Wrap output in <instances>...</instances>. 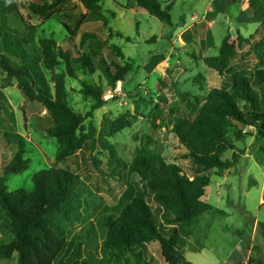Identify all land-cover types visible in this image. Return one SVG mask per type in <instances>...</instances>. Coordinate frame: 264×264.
Wrapping results in <instances>:
<instances>
[{"label": "trees", "instance_id": "1", "mask_svg": "<svg viewBox=\"0 0 264 264\" xmlns=\"http://www.w3.org/2000/svg\"><path fill=\"white\" fill-rule=\"evenodd\" d=\"M129 1L161 23L172 26L174 4ZM79 2L88 13L81 14L73 34L61 46L53 40H42L39 54L24 34L15 29L5 30L11 15H17L27 24L21 4L18 0H0V39L6 54L0 50V69L8 78L17 80L27 102L39 103L46 111L38 116L37 126L57 140V163L72 161L85 150L78 133L87 116L76 113L68 105L65 77L76 80L79 70L102 71L115 85L125 81L133 68L131 63L121 62L124 54L120 48L109 46L102 36L107 21L101 11V0ZM27 8L41 19L71 20L79 5L73 0H28ZM82 22L87 27L81 32V45L86 53L74 59L76 35ZM57 59L66 66V73L56 77L54 96L42 62L52 68L61 63ZM206 65L220 75L225 86L199 97L185 95L172 82L185 109H167L172 116V133L185 149L188 170L168 163L160 154L143 153L135 159L129 168L134 179L123 195L124 206L113 212L105 209L106 235L101 253L106 264H159L150 251L152 243L159 244L165 264H192L183 253L185 248L201 250V246L190 243L192 228L202 216L224 214L204 201L212 177L223 175L239 162V154L235 153L237 142L248 137L264 141V20L251 37L239 33L232 42L228 34L218 56L207 59ZM81 94L95 100L93 110L104 106L102 87L83 85ZM4 98L0 92V127L5 130L3 135L12 157L9 161L0 160V213L9 223L12 240L8 243L0 240V261L16 257L17 264H94L96 255L86 244L92 241L90 230L85 235H72L73 227L82 222L88 208L87 192L77 173L54 166L33 176V191L8 190L6 179L28 171L30 160L25 158L23 137L15 131L16 118L11 107L3 102ZM161 115L166 116V111H161ZM128 126V123L114 126L112 132L115 134ZM248 128L255 133L248 132ZM90 149L95 151L94 143ZM230 151L234 152L232 160H224L223 155ZM259 230L264 239V223H259ZM236 233L245 237L244 230ZM252 251L257 252L258 248ZM257 255L250 258L249 264H264V258Z\"/></svg>", "mask_w": 264, "mask_h": 264}, {"label": "rangeland", "instance_id": "2", "mask_svg": "<svg viewBox=\"0 0 264 264\" xmlns=\"http://www.w3.org/2000/svg\"><path fill=\"white\" fill-rule=\"evenodd\" d=\"M73 1L79 5V10L71 20H45L28 11V0H18L27 24L24 25L17 15H11L5 30L15 29L24 34L27 41L37 47L39 54L42 40H53L61 46L78 27L81 14L88 13L79 0ZM157 1L165 4L163 6L174 4L172 26L161 23L145 11L134 13L135 4L128 0H101V11L107 21V29L102 36L108 40L109 46L120 48L124 54L121 62H129L133 68L125 81L115 85L102 71L89 73L79 70L76 80L65 77L68 105L76 113L87 116L78 133L85 150H81L72 161L56 162L59 149L57 140L37 126L38 116L45 115L46 111L39 103L27 102L18 88L17 80L8 78L0 69V92L5 97L3 102L11 107L15 115V131L23 137L25 158L30 160L28 171L6 179L8 190L33 191V176L54 166L69 168L77 173L87 192L88 208L82 222L73 227L72 235H85L90 230L92 241L86 244L96 255L94 264H106L101 253L106 235L103 224L105 209L113 212V209L121 210L124 206L123 195L134 179L129 168L135 159L143 153L160 154L168 163L188 170V163L184 159L185 149L172 133V116L167 111L185 109L172 82L185 95L199 97L224 87L225 82L220 75L206 65L207 59L218 56L222 41L228 34L232 42L237 40L239 33L246 38L251 37L264 20V0H216L223 8L220 5L217 6L219 8H207L213 0ZM86 28L82 22L76 35L74 59L79 58L85 49L81 45V32ZM127 38L131 41L128 42ZM3 46V39H0V50L5 54ZM157 54L160 55L155 56ZM44 61V74L56 96V77L65 75L66 66L61 61L51 68ZM160 81L163 85L159 84ZM83 85L102 87L104 106L93 110L96 102L81 94ZM106 91H112L109 101L103 100ZM161 111H166V116L161 115ZM126 123L128 127L119 129L115 134L112 132L114 126L120 127ZM4 131L0 127V160L5 158L9 161L12 153L7 148ZM247 131L255 133L252 128ZM92 143L96 147L94 152L90 149ZM233 153L227 152L222 158L230 161ZM235 153L239 154V162L223 175H214L204 197L205 202L224 214L202 216L192 228L194 237L197 236L194 229L201 234L203 232L192 243L194 247L204 246V251L183 250L186 259L193 264H206L210 255L214 256V261L226 256L235 239L233 233L237 230H244L245 235L254 237L255 240L249 241V246L251 250L258 248L257 252L264 258V239L259 225H256V221L264 223V203L260 204L264 196V141L248 137L236 143ZM8 224L0 213V240L4 243L12 240ZM255 227L258 230L253 235ZM150 251L159 264H165L158 243H152ZM257 252L252 251L253 257L258 256ZM0 264H17V260L15 257L0 261Z\"/></svg>", "mask_w": 264, "mask_h": 264}, {"label": "crops", "instance_id": "3", "mask_svg": "<svg viewBox=\"0 0 264 264\" xmlns=\"http://www.w3.org/2000/svg\"><path fill=\"white\" fill-rule=\"evenodd\" d=\"M129 1V0H128ZM129 2H133V1H129ZM217 2L216 0H213V2H211L210 4H209V6L207 7V8H213L214 6L216 7V8H219V7H217L218 5H220L219 4V2H217L216 4L215 3ZM135 5H134V8H135V11H134V13H142L144 10H142V9H140V8H138L137 7V4L135 3V2H133ZM163 5H165V4H163ZM223 5H220V8H223L222 7ZM175 8V7H174ZM146 12V11H145ZM147 13V12H146ZM84 14V13H83ZM85 14H87V13H85ZM148 14V13H147ZM149 15V14H148ZM152 17V16H151ZM152 18H154V17H152ZM160 54H157V55H155V56H159ZM206 193H207V189H206ZM264 203V196H263V198H261V200H260V204H263ZM259 225V223L256 221V225ZM257 225V226H258ZM257 227H255V229H253L252 231V233H253V235H255V233H257V230L258 229H256ZM193 230V229H192ZM192 230H191V237H190V243H192V242H194V241H197L198 240V237L199 236H201L202 234H203V232H202V234L199 232V231H196V229H194L195 231V233H196V237H194L195 235L193 234V232H192ZM237 231H239V230H237ZM237 231H235V234H237L236 232ZM229 232L230 233H233L232 231H230L229 230ZM234 233H233V235L235 236V239H234V241H232V247H231V249L229 250V252L226 254V256H224L223 258H221V259H218L217 261H214V256L213 255H210L208 258H207V260H206V264H249V260H250V258L251 257H253V253H252V250H251V248H249V246H248V243H247V241H251V240H253L254 239V237H252V236H250V237H248L247 235H245V237L244 238H241V237H239V236H237V235H235ZM203 239H204V237H203ZM255 240V239H254ZM185 249H188L189 251H193V252H196V253H201V251H204L203 249H204V246L203 247H201V250L199 251V252H197V251H195V250H191L190 248H185ZM211 252L212 253H214L215 252V250L214 249H212L211 250ZM197 261V260H196ZM198 262V261H197ZM193 264V263H192Z\"/></svg>", "mask_w": 264, "mask_h": 264}, {"label": "built area", "instance_id": "4", "mask_svg": "<svg viewBox=\"0 0 264 264\" xmlns=\"http://www.w3.org/2000/svg\"><path fill=\"white\" fill-rule=\"evenodd\" d=\"M111 92H112V91H106V92L104 93V95H103V100H104V101H109V100L111 99V97H112Z\"/></svg>", "mask_w": 264, "mask_h": 264}]
</instances>
